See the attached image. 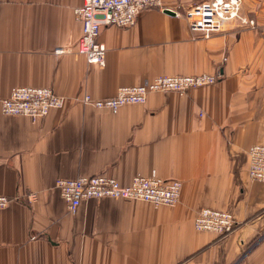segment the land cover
<instances>
[{
  "label": "crops",
  "instance_id": "obj_1",
  "mask_svg": "<svg viewBox=\"0 0 264 264\" xmlns=\"http://www.w3.org/2000/svg\"><path fill=\"white\" fill-rule=\"evenodd\" d=\"M82 2L0 0V99L22 85L65 98L35 121L0 108V194L16 197L0 208V264H264V182L247 173L248 147L264 144V0H242L249 23L209 37L181 15L143 8L131 26L101 27L103 66L55 51L75 46ZM200 72L220 78L183 94L150 92L116 113L76 100ZM153 172L182 181L178 203L92 198L71 213L55 187L57 178L105 173L128 184ZM201 208L232 212L235 228L196 230Z\"/></svg>",
  "mask_w": 264,
  "mask_h": 264
},
{
  "label": "built area",
  "instance_id": "obj_2",
  "mask_svg": "<svg viewBox=\"0 0 264 264\" xmlns=\"http://www.w3.org/2000/svg\"><path fill=\"white\" fill-rule=\"evenodd\" d=\"M242 0H203L186 7L183 11L166 9L162 0H83L73 9L80 21L81 32L74 47H58L57 53L75 52L98 66L105 64V44L99 39L102 26L128 27L135 23L140 10L157 7L183 16L192 32L204 37L220 31L227 22L239 20L249 23L241 16ZM220 74L200 72L196 74H157L147 83L119 86L113 95L95 98L88 93L78 95L76 100L82 105L96 109H107L116 113L128 103H143L148 93L153 91H175L180 94L195 87L212 84ZM65 98L49 87L30 85L14 86L7 96L0 99V108L6 115H24L35 121L45 116L51 109L62 108ZM247 173L252 180L264 182V144H252L247 149ZM55 187L65 201L68 210L74 213L80 203L87 199L108 197L112 199L141 200L154 205H174L180 199L182 181L163 179L155 172L150 175H135L130 183L121 184L115 177L105 173L75 178H57ZM34 198V194H30ZM16 197L0 194V208L6 207ZM196 230L210 231L224 236L236 225L233 213L226 210L201 208L193 219Z\"/></svg>",
  "mask_w": 264,
  "mask_h": 264
},
{
  "label": "rangeland",
  "instance_id": "obj_3",
  "mask_svg": "<svg viewBox=\"0 0 264 264\" xmlns=\"http://www.w3.org/2000/svg\"><path fill=\"white\" fill-rule=\"evenodd\" d=\"M247 155H248V154H247ZM241 259H242V258L240 257L239 260H238V263L241 261Z\"/></svg>",
  "mask_w": 264,
  "mask_h": 264
},
{
  "label": "water",
  "instance_id": "obj_4",
  "mask_svg": "<svg viewBox=\"0 0 264 264\" xmlns=\"http://www.w3.org/2000/svg\"><path fill=\"white\" fill-rule=\"evenodd\" d=\"M167 12H169V13H172V11H170V10H166Z\"/></svg>",
  "mask_w": 264,
  "mask_h": 264
}]
</instances>
